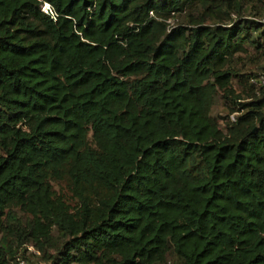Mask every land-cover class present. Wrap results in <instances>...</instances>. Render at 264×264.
<instances>
[{"label":"trees","instance_id":"trees-1","mask_svg":"<svg viewBox=\"0 0 264 264\" xmlns=\"http://www.w3.org/2000/svg\"><path fill=\"white\" fill-rule=\"evenodd\" d=\"M241 11L0 0V264H264V89L229 68L246 43L264 52V31L223 23ZM218 93L235 116L225 131L210 115Z\"/></svg>","mask_w":264,"mask_h":264},{"label":"rangeland","instance_id":"rangeland-1","mask_svg":"<svg viewBox=\"0 0 264 264\" xmlns=\"http://www.w3.org/2000/svg\"><path fill=\"white\" fill-rule=\"evenodd\" d=\"M239 3L242 5V11L240 14L233 12L230 17H224L225 24H229L230 22H238L242 19L250 20V21H259L264 19V0H239ZM200 9L197 10V13H200ZM188 16L187 14L182 15H173L171 16L167 23L169 24V28H176L178 26H187L188 25ZM212 23V22H208ZM245 53H238L232 59L229 68L236 75H255L256 77L260 76L264 71V52L261 53L260 50H257L255 46L246 43L245 44ZM239 77H233L231 80V85L237 93H240L243 89L241 82H245V79L242 78L241 81ZM249 100H244V102H248ZM231 107V103L222 98V94L218 93L215 97L214 104L211 108L210 115L219 120L220 128L225 131L226 126L230 124L229 118V110ZM89 140L90 135H89ZM53 189L58 196H61L66 202H68L71 206L75 207L77 202L73 199L71 193L68 190V187L65 182H53ZM14 213L17 218L22 222H26L28 220V216L23 214L19 209H14ZM52 237L54 240V248L48 250L50 254H55V248H61L64 240L57 234L56 231L52 232ZM12 243V247H15V241L12 237H9L6 243ZM32 264H39V260L32 259ZM40 264H52V261L41 262ZM163 264H180L178 260L174 257L172 253H168L166 255L165 262Z\"/></svg>","mask_w":264,"mask_h":264},{"label":"built area","instance_id":"built-area-1","mask_svg":"<svg viewBox=\"0 0 264 264\" xmlns=\"http://www.w3.org/2000/svg\"><path fill=\"white\" fill-rule=\"evenodd\" d=\"M42 10H43L44 13H46L51 18H53V14H52L50 8L48 7V5H44ZM259 22L261 23L262 30L264 31V19L263 20H259ZM250 84L255 87L256 94L258 95L259 89H264V71H263V73L260 76L254 78V79H251L250 80ZM230 121L231 122L235 121V116L234 115H232L230 117ZM29 252L31 254H33V255H38V253L36 251H33V249H31V248L29 249ZM8 264H28V263H27L26 260L18 258L16 260L10 261Z\"/></svg>","mask_w":264,"mask_h":264}]
</instances>
